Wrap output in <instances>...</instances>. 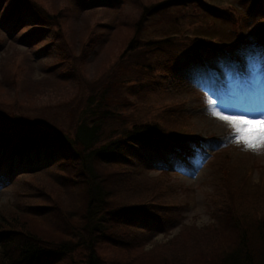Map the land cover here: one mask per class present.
<instances>
[{
  "label": "trees",
  "instance_id": "1",
  "mask_svg": "<svg viewBox=\"0 0 264 264\" xmlns=\"http://www.w3.org/2000/svg\"><path fill=\"white\" fill-rule=\"evenodd\" d=\"M54 1L0 0L7 19L26 7L46 20L23 35L53 30L58 50L53 81L25 73L19 54L0 63V170L7 161L10 171L23 163L40 170L20 179L13 206L0 207V264H264V188L251 183L250 169L237 181L240 165L229 154L218 162L213 222L145 250L152 222L163 224L179 207L170 160L203 149L184 102L155 99L190 63L236 55L248 41L238 31L242 16L231 5L222 12L237 33L224 44L189 33L190 19L204 18L199 3L219 12L207 0H87L97 5L79 11L73 4L86 0ZM241 1L251 12L264 7ZM111 6L112 22L93 21ZM257 33L264 43V23ZM93 53L102 58L90 68ZM48 88L63 93L41 105ZM147 152L157 153L161 175L138 167Z\"/></svg>",
  "mask_w": 264,
  "mask_h": 264
},
{
  "label": "rangeland",
  "instance_id": "2",
  "mask_svg": "<svg viewBox=\"0 0 264 264\" xmlns=\"http://www.w3.org/2000/svg\"><path fill=\"white\" fill-rule=\"evenodd\" d=\"M207 1L216 6L219 12L199 3L198 10L200 14L205 15L204 18L199 17L200 20L190 19L195 25L189 31L191 35L215 38L216 41H222L224 44L235 42L237 33L233 20L228 14L222 13L231 5L235 8L236 16H242L239 18L242 26L238 27V31L246 35L248 41L243 47L240 46L235 56L229 54L217 56L207 61L206 65L190 63L177 76L170 79L168 85L170 89L167 94L155 99L158 103H168L170 99L184 102L194 137L202 141L203 149L194 151V154L186 160H170L166 172L174 190L173 199L179 207L175 209L172 217L163 221V224L152 222L155 236L145 250L169 241L186 227L203 228L213 222L210 197L218 182L216 173L218 162L226 154L233 158L237 166L240 165L237 181H240L246 174L245 171L250 169L251 183L260 184L264 188V149L254 152L246 150L241 144L231 142L232 128L210 115L209 105L206 103L209 98L218 97L230 106L229 110L233 113L250 117L264 116V43H261V36L257 33L264 23V7L251 12L248 5L241 0ZM51 2L55 1L51 0ZM94 5L97 4L86 0L73 4V7L75 11H79ZM123 10L129 12L131 8L124 6ZM33 12L23 7L20 14L15 13L7 19V6L0 8V63L14 53L19 54L18 61L22 66L25 63V73L37 81H42L44 78L53 81L57 77V68L53 64L58 55L56 44L51 43L53 30L38 31L31 36L23 35L24 31L49 26L46 20L36 17ZM102 12L104 13L93 20L100 21L101 26H107L117 14L113 6L110 9H103ZM71 19L79 24L83 23L80 22L78 15H72ZM97 30L104 32L102 39L104 43L110 41L108 28L99 27ZM103 46L102 44L97 49ZM110 47H113V44L110 43ZM97 56L98 53L91 55L90 68L99 64L102 57L98 59ZM89 74L92 77L93 71ZM56 91L55 93L51 88L44 90L40 99L41 105L54 103L58 95L63 93V89L58 88ZM157 106L159 110L161 105ZM138 167L153 177L162 174V166L159 165L158 155L155 152L145 153V160H139ZM31 170L40 171L36 163L19 164L12 171H10V161L2 165L0 207L15 204L20 179Z\"/></svg>",
  "mask_w": 264,
  "mask_h": 264
},
{
  "label": "snow or ice",
  "instance_id": "3",
  "mask_svg": "<svg viewBox=\"0 0 264 264\" xmlns=\"http://www.w3.org/2000/svg\"><path fill=\"white\" fill-rule=\"evenodd\" d=\"M209 114L232 128L231 142L241 144L246 150L264 149V116L250 117L231 112L230 106L218 97L209 98Z\"/></svg>",
  "mask_w": 264,
  "mask_h": 264
}]
</instances>
